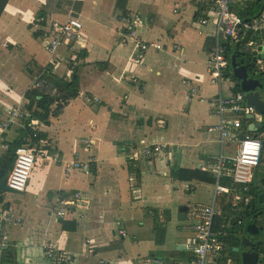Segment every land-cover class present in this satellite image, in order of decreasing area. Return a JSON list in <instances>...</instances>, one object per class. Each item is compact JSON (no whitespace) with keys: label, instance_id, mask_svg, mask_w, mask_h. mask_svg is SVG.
<instances>
[{"label":"crops","instance_id":"obj_1","mask_svg":"<svg viewBox=\"0 0 264 264\" xmlns=\"http://www.w3.org/2000/svg\"><path fill=\"white\" fill-rule=\"evenodd\" d=\"M75 1L83 3L78 16L67 0H10L0 19V108L4 118H8L5 113L11 107L26 109L24 96L35 84L7 44H13L27 60L51 65L57 75L68 77V57L72 55L62 46L52 56L41 41L42 35L37 38L35 33L42 34L53 22L72 17L83 23L81 34L85 42L78 51L87 50L89 63L79 69L87 95L72 101L50 125L39 126L56 150H41L46 153L41 156L37 147V161L27 189L18 193L21 200L17 205L3 201L10 242L7 257L16 264H54L47 257L50 250L70 254L74 257L71 264H150L160 252L171 254L167 264L174 260L185 264L189 257L178 252L179 244L186 248L197 240L198 233L187 225L194 236L184 237L188 228L173 220L174 205L178 202L179 206L191 207L187 219L194 224V204H213L217 185L198 180L173 182L170 165L178 162L179 150L182 159L178 165L185 170L212 164L211 157L222 153L221 145L215 143L219 140L214 130L216 100L231 99L233 95L225 96L222 88L210 82L207 43L217 33V17L211 10L204 28L195 18L198 2L214 0ZM127 9L134 12L129 16L139 19L136 25L130 23L137 29L136 39L129 38ZM42 12L47 15L41 16ZM138 40L161 44L162 49L152 47L138 58ZM259 45L250 47L253 54ZM254 59L261 62L264 56L254 54ZM97 62H108V66L102 71L95 65ZM192 84L205 102L191 99ZM253 119L259 122L256 117ZM23 126L19 120L6 128L0 126V160L8 158L14 143L22 140ZM250 128L255 131L258 125L251 124ZM85 139L93 142L92 148L85 145ZM143 139L180 148L170 161L157 159L144 166L137 161L136 168L141 171L137 178L130 172L128 158L118 144L136 143L137 148ZM39 144L48 146L44 140ZM235 149L234 143L225 145L228 161L234 157ZM88 160H92L89 172L64 169L67 163ZM9 163L8 158L6 167L0 169V189L11 172ZM199 186L205 189V199L199 197ZM60 192L69 198L61 199ZM76 193L80 194L79 199H74ZM77 201L83 205L69 218L78 221V228L75 232L64 231L60 219L55 217L56 209L61 202L74 205ZM148 208L171 211L173 234L171 237L168 223L164 245L155 242V219L152 212L151 217L145 214ZM122 238L121 248L102 247ZM169 246H175L176 253ZM93 248L97 253L92 255Z\"/></svg>","mask_w":264,"mask_h":264},{"label":"trees","instance_id":"obj_2","mask_svg":"<svg viewBox=\"0 0 264 264\" xmlns=\"http://www.w3.org/2000/svg\"><path fill=\"white\" fill-rule=\"evenodd\" d=\"M10 0H0V19L8 5ZM214 1H200L197 3L198 11L196 12V20L207 18V14L211 12ZM69 6H73L78 12L75 16L79 15V10L83 3L81 1L67 0ZM264 6V0H250L248 5L239 3L232 9L236 13H242L244 18H254L259 14ZM128 18L133 20L134 17L129 16L134 12L126 10ZM46 12H42L41 16L45 17ZM42 34L35 33V37L39 38ZM260 34H255L252 31H247L245 28H241L237 31L235 37H228L224 39L223 45L226 49V57L231 61L232 55L237 54L238 60L241 64L246 65L249 72L255 75L256 78L260 79L264 83V60L261 62L254 61L253 50L249 47L250 43H257L260 39ZM214 42V38L210 39L207 43L208 47ZM7 48L11 55L27 70L30 76L35 80L34 87L29 90L24 96V105L29 115L26 119L19 120L24 126L22 130V140H17L14 146L8 153L10 160L9 169L12 170L16 160V150L18 147L28 144L31 142L32 147H38L40 150L47 149L49 151H55L56 148L52 146L50 137L42 131L40 125H50L53 118L59 117L66 107L74 100L87 95L84 93L80 81L79 69L89 64L86 62L87 50L81 48L78 52L69 53L72 56L68 57V68L70 74L68 77H61L54 72V68L51 65L42 66L35 60H27L23 57L13 44H7ZM100 70L104 71L108 66V62H97L95 64ZM226 78H231L235 83L232 88L234 94L241 92L240 80L233 76L232 68L226 75ZM44 82L50 87L48 90L40 91L37 88L38 83ZM56 91H55V90ZM242 129H240L239 135L242 136L244 132L247 135L255 139H260L262 142V149L260 154L259 166L254 171V177L252 182H237L234 179V174L231 170H234L235 164L232 161H228L224 174L221 176V186L227 188L229 192L221 193L218 196V203H221L223 213L218 214L214 218L213 232L218 238L222 249L217 257L218 261H222L221 264L229 259H232L235 264H242L241 252H237L236 248H241V236L245 234L244 227L245 222L254 216L258 218V223L262 229V237L260 241L256 242L255 250L259 253V263L264 264V202H262L261 196L264 194V115H262L261 122H255L254 119L249 117L242 118ZM256 123L258 130L254 131L250 128L251 124ZM34 125H37L38 133L34 136V132L31 130ZM41 140L48 143V146H42L39 144ZM120 151L128 158V167L132 174L140 178L141 171L136 168L137 158L135 156L136 143H123L118 144ZM12 153V155H10ZM38 154V150H37ZM7 156L0 160V169L5 168L8 162ZM170 177L173 182L178 181H190L199 180L211 184H216L217 179L214 174L210 171H203L200 169L185 170L178 165V162H174L170 165ZM3 190L0 189V201L3 200ZM188 193H190V188ZM61 199L66 200L69 198L68 195L60 192ZM234 195L236 196V206L232 204ZM6 204H8L5 201ZM9 205V204H8ZM6 209L9 210V206ZM83 205L80 201L74 203V208L69 213L72 215L77 207ZM153 216H152V214ZM147 217H154L155 219V242L158 245H164L166 243L167 226L171 221V211L168 209L161 208H148L145 210ZM62 223V230L67 232H75L78 228V221L74 218H69V215L60 219ZM243 221V224L240 222ZM1 225L5 227L7 225L6 218L1 222ZM124 238L120 242L111 243L109 245H103L106 249H116L123 246ZM91 254L97 253L93 248L90 249ZM179 253L184 254L189 259L193 258L187 248L179 250ZM188 252V253H187ZM49 254H52L50 256ZM171 254L166 255L162 253L152 258H162L167 264V259ZM47 257L54 264H71L74 261V257L64 252L47 251ZM10 261L12 259L8 258ZM14 262V261H13ZM189 260L185 263L187 264ZM107 264V262H106ZM173 264H177L175 260Z\"/></svg>","mask_w":264,"mask_h":264},{"label":"built area","instance_id":"obj_3","mask_svg":"<svg viewBox=\"0 0 264 264\" xmlns=\"http://www.w3.org/2000/svg\"><path fill=\"white\" fill-rule=\"evenodd\" d=\"M249 1L250 0H214L212 12L217 17L218 30L214 35V42L209 48L208 70L211 76V84L219 88L223 87V81L232 68L231 61L228 60L225 54L226 49L223 45L224 39L235 37L237 27L244 18L242 13H236L232 8L239 3L244 4L246 2V5H248ZM138 21V18H134L133 20L130 19L128 23L127 29H131L129 32V38L131 39L137 38V29H134L133 26L130 27V23L132 22L136 25ZM198 24L200 28H204L208 24V19L202 18L198 21ZM243 28L255 34H260L261 37L257 43H250L249 47L253 44H264V11L251 22L243 24ZM82 29L83 23L72 17L62 22L55 21L42 33L41 41L52 56H54L62 46L66 47L67 54L76 53L85 42L81 34ZM137 44L140 48L138 58H143L144 52H148L152 47L157 50L162 49L161 44H149L141 40H138ZM50 63H54V58H52ZM37 88L40 91L50 89L44 82L38 83ZM190 97L191 99L199 98L201 102L206 101L204 96L199 95V89L193 86V84L190 88ZM216 104L215 116L217 117V123L214 126V130L217 131L219 140L215 143L221 145L222 153L218 156H212V164H205L201 169L203 171L212 172L217 178L216 195H218L220 193L229 192L227 188L220 184L221 176L224 174L225 164L229 160L224 152L225 145L227 143L236 144L235 155L231 160L235 164V181L252 182L254 177L253 173L259 166L262 142L260 139H255L245 132L242 136L239 135V131L242 129V118L254 116L259 122L261 120V115L254 107L247 104L242 93H233L231 99L220 97L216 100ZM1 113L0 108V126L4 128L8 127L12 122L26 119L29 115V112L25 108L15 106L11 107L5 113L8 118H4ZM31 130L36 137L38 133L37 125H34ZM84 142L88 148L93 147V142L91 140L85 139ZM37 150L39 152L38 148L31 146L30 141L28 144L17 148L15 153V165L7 179L8 187L16 190L18 193L26 191L31 173L36 165ZM176 152L177 149L174 145L141 140L138 142L135 153L140 159L143 158L147 163L152 164L157 159L165 160L167 158V160L170 161ZM45 154V152L40 150L41 156ZM91 161L92 160H88L87 162L67 163L64 169L66 172H71L75 168L89 172ZM79 198L80 194L76 193L74 199ZM3 204L4 202L0 201V264H16L7 257V250L10 248V242L6 226L3 227L1 225L4 216H6V211L3 212ZM60 204L62 205L56 209L55 217L57 219H64L70 214L69 212L73 209L74 205L69 202H61ZM232 204L236 206L235 195ZM194 207L192 215L195 219V223L192 224V227L198 233V238L186 246L188 252L193 255V258L189 259L187 264H221L222 261H218L217 257L222 247L218 242L217 236L213 232V224L215 216L223 213L222 205L215 200L211 205ZM191 209L192 208H190V210ZM240 224H243V221H241ZM122 233L126 236L125 231ZM49 255L52 256V254ZM102 264H106V261ZM150 264H165V261L162 258H152ZM225 264L235 263L232 259H229Z\"/></svg>","mask_w":264,"mask_h":264},{"label":"water","instance_id":"obj_4","mask_svg":"<svg viewBox=\"0 0 264 264\" xmlns=\"http://www.w3.org/2000/svg\"><path fill=\"white\" fill-rule=\"evenodd\" d=\"M264 11V6L261 12ZM257 14L254 18L258 17ZM254 18H243L241 23L237 27L239 31L243 24L251 22ZM264 44L259 45L258 51L255 52V56H264ZM257 62V59H254ZM231 67L233 76L240 80V88L242 94L245 96V100L248 105L254 107L257 112L261 115H264V84L262 81L255 77V75L249 72V69L246 65H243L238 60L236 53L232 55L231 58ZM251 119L254 118L250 117ZM258 128L255 129L257 131ZM182 159V154L180 150L178 151V164L180 165ZM1 188L6 192L18 193L16 190L11 189L7 185V180L3 182ZM262 202H264V194L261 196ZM190 207L184 205L180 208L178 220L180 222L187 220V213L189 212ZM245 235L241 238V248H236L237 252H241L242 264H258L259 263V253L255 250V245L257 241L261 240L262 229L259 226L258 218L256 216L249 218L246 221L244 227ZM185 245L179 246L180 250H183Z\"/></svg>","mask_w":264,"mask_h":264},{"label":"rangeland","instance_id":"obj_5","mask_svg":"<svg viewBox=\"0 0 264 264\" xmlns=\"http://www.w3.org/2000/svg\"><path fill=\"white\" fill-rule=\"evenodd\" d=\"M48 28H49V26H48ZM161 43L163 44V40L161 41ZM150 50H151V48H150ZM149 50V51H150ZM208 58H209V52H208ZM206 80H208V77H206ZM178 82H181L180 80H178ZM206 88H207V86H206V84H203ZM234 85H235V83L231 80V78H225V80H224V82H223V87H222V89L224 90V93H225V96H229L231 93H233L232 92V88L234 87ZM193 86H196V85H194L193 84ZM192 87V85L190 86V88ZM97 101V100H96ZM242 125H243V123H242ZM160 126V125H159ZM162 128H164V127H162ZM162 134H163V131L161 132ZM143 140H146V139H143ZM141 141V140H140ZM147 141V140H146ZM149 142V141H148ZM155 142H157V143H162V144H167V143H163V142H159V141H155ZM236 145V144H235ZM137 147H138V144H137ZM174 147L177 149V150H179V146L178 145H174ZM137 149V148H136ZM135 152H136V150H135ZM136 154V153H135ZM137 156V155H136ZM165 160H167V158L165 159ZM137 161H138V163L140 162L141 163V166H144V164L146 163V161H145V159H140V157L139 156H137ZM172 164V163H171ZM235 169V168H234ZM231 172H233V174H234V170H231ZM215 177V176H214ZM216 178V177H215ZM217 179V178H216ZM194 180H196V179H194ZM190 181H192V180H190ZM199 181V180H198ZM179 182V181H178ZM217 183H218V180H217V182H216V185H217ZM180 187H181V185H180ZM199 197H200V199H205V189H204V187H201V186H199ZM187 194V193H186ZM221 194V193H220ZM218 196H219V194L216 196V200H217V202H218ZM21 198H22V196L20 195V194H18V193H13V192H6L5 191V193L3 194V200L2 201H11L14 205H17L18 204V200H21ZM198 205H202V204H194V206H198ZM208 205V204H207ZM207 205H202V206H207ZM209 205H211V204H209ZM182 206H179V204H178V202H176L175 203V205H174V208H173V220H175V222L176 223H180L181 225H182V228H188V226H191L192 225V223H191V221L190 220H188L187 219V222H180L179 220H178V215H179V211H180V208H181ZM191 208V207H190ZM190 210V209H189ZM179 221V222H178ZM245 224H246V222H245ZM188 225V226H187ZM173 228H174V225L172 224V222L171 223H169V229H170V236L172 237V234H173ZM193 228V227H192ZM185 231H187L188 233H186V234H184V235H186V236H184V237H191V236H194V233L191 231V229H187V230H184V232ZM245 235V234H244ZM244 235H242L241 236V238L244 236ZM179 245H182V244H179ZM169 250H172V251H174V253H176V251H177V248L175 247V246H169ZM157 254L158 255H161L162 253H160V252H157Z\"/></svg>","mask_w":264,"mask_h":264}]
</instances>
